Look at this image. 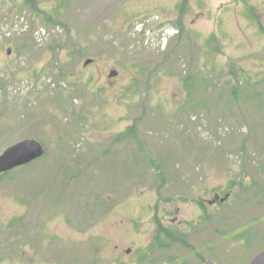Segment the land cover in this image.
<instances>
[{"label": "rangeland", "instance_id": "rangeland-1", "mask_svg": "<svg viewBox=\"0 0 264 264\" xmlns=\"http://www.w3.org/2000/svg\"><path fill=\"white\" fill-rule=\"evenodd\" d=\"M27 139L46 155L0 174V264H251L264 0H0V156ZM165 211L186 245L153 253Z\"/></svg>", "mask_w": 264, "mask_h": 264}, {"label": "water", "instance_id": "water-1", "mask_svg": "<svg viewBox=\"0 0 264 264\" xmlns=\"http://www.w3.org/2000/svg\"><path fill=\"white\" fill-rule=\"evenodd\" d=\"M91 63L88 61L87 64ZM112 75H117L113 72ZM46 155V148L36 139H27L19 142L8 149L0 156V174L9 173L17 168L29 165L40 160ZM207 264H216L212 261ZM251 264H264V252L259 254Z\"/></svg>", "mask_w": 264, "mask_h": 264}, {"label": "flooded vegetation", "instance_id": "flooded-vegetation-1", "mask_svg": "<svg viewBox=\"0 0 264 264\" xmlns=\"http://www.w3.org/2000/svg\"><path fill=\"white\" fill-rule=\"evenodd\" d=\"M229 198H230L229 194H227L226 197L221 198V196L216 193V194H214V197L212 198V200H210L208 202V204L211 205L212 207H215L219 203H224ZM200 205L203 206V210H204V208L207 207L206 203H202ZM154 216H155V213L153 214V217ZM177 218H178V216H175V218H173V219L172 218H167L166 211L163 213V219L165 221H168V219H169L170 220V222H169L170 226L163 227L162 224H161L163 222H161V223L159 222V224H158L159 227L158 226L153 227L152 243L150 244L151 252H153V251L157 252L159 250L170 251L173 248L175 250L176 246L186 245V244L182 243L183 239H185L184 238L185 234L183 233L181 228H174L173 227V226L178 224ZM166 241H168L169 243H166ZM129 251L130 250H128V252ZM176 258H180V257L178 256ZM173 259L174 258H171L170 260H173ZM208 262H210V261H208Z\"/></svg>", "mask_w": 264, "mask_h": 264}, {"label": "built area", "instance_id": "built-area-1", "mask_svg": "<svg viewBox=\"0 0 264 264\" xmlns=\"http://www.w3.org/2000/svg\"><path fill=\"white\" fill-rule=\"evenodd\" d=\"M38 30H40V32L43 33V34H46V32H45L46 30L45 29L43 30V28H41V29H38Z\"/></svg>", "mask_w": 264, "mask_h": 264}]
</instances>
